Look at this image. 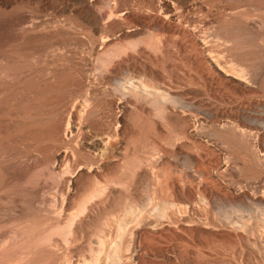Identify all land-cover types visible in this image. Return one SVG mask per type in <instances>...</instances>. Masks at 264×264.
<instances>
[{
    "label": "rangeland",
    "instance_id": "rangeland-1",
    "mask_svg": "<svg viewBox=\"0 0 264 264\" xmlns=\"http://www.w3.org/2000/svg\"><path fill=\"white\" fill-rule=\"evenodd\" d=\"M34 2L0 9V264H264V0Z\"/></svg>",
    "mask_w": 264,
    "mask_h": 264
},
{
    "label": "bare ground",
    "instance_id": "bare-ground-1",
    "mask_svg": "<svg viewBox=\"0 0 264 264\" xmlns=\"http://www.w3.org/2000/svg\"><path fill=\"white\" fill-rule=\"evenodd\" d=\"M62 0H35V2H34V4H35V6H36V8H38V9H40L41 11H45V9H47L48 7H54V8H56V5H58L60 2H61ZM80 4H79V8H77V9H75V14H76V16L79 18V19H81V21L84 23V24H86L87 25V27L90 29V31H92V32H94L95 34H97L98 32H100V27H101V25H102V21H101V19H100V16H98L97 15V13H95L93 10H92V7H91V5H92V3H93V0H77ZM114 1H116V0H114ZM166 2V1H165ZM14 4V3H17V0H0V9H3V10H7V9H9V5L10 4ZM62 3V2H61ZM114 3V2H113ZM114 4H116V3H114ZM60 5V4H59ZM67 8V7H66ZM69 8V7H68ZM38 12V11H37ZM120 12H122V11H120L119 9H117L116 7H111L110 8V10H109V14H108V16H107V18H108V20H113V19H118V20H123V18L122 17H124L123 16V14H121ZM168 12V11H167ZM169 13V12H168ZM105 20V19H104ZM56 22V21H55ZM55 22H53V23H55ZM48 26H50L49 25V22H47V21H44V20H40V19H38V18H31L29 21H26V20H19L16 24H14V27H15V35H16V37L17 38H22V39H24L25 41H27V40H29V38H45L47 35H48V33L45 31L46 30V28L48 27ZM54 26V25H53ZM52 26V27H53ZM9 27V26H8ZM72 27V26H71ZM75 27V26H74ZM118 31H120V30H118ZM53 33H57V32H53ZM60 33V32H59ZM1 35V34H0ZM53 37H55V36H53ZM110 37V36H109ZM48 38H50V36L48 37ZM52 38V37H51ZM101 40H102V43L104 44L105 42H107L109 39H108V37L107 36H104L103 38H101ZM89 43V42H88ZM89 45V44H88ZM62 46H64V45H62ZM66 46V45H65ZM27 48V47H26ZM33 48V47H32ZM58 49V48H57ZM89 49L92 51V52H96L97 51V47L94 45V44H90L89 45ZM61 51V50H60ZM59 51V52H60ZM90 51V52H91ZM62 52H63V50H62ZM66 52V51H65ZM92 52H91V54H92ZM32 53H35V51L34 52H32ZM56 55H59V56H61V53H58V50L56 51ZM72 53H74V52H72ZM64 54V53H63ZM76 54V53H75ZM95 54V53H94ZM71 55H73V54H71ZM77 55V54H76ZM81 55V54H80ZM86 55V54H85ZM85 55H83V56H85ZM52 56V55H51ZM65 56V55H64ZM53 57V56H52ZM51 57V58H52ZM86 58H84L83 60H84V62H85V64L86 65H94V63H93V58L92 57H89V56H85ZM30 58L31 59H35V57H33V56H30ZM58 59H60V58H58ZM55 61V60H54ZM53 61V62H54ZM212 61H214V60H212ZM40 63V62H39ZM61 63V62H60ZM83 66V65H82ZM45 71H47V70H45ZM86 71H88V70H86ZM90 71V70H89ZM80 72V71H79ZM82 72V71H81ZM59 74V73H58ZM73 74V73H72ZM225 74V76H228V77H230V78H232V79H235V80H240V79H238L237 77H235V76H233V75H230V74H228V73H224ZM63 75H66V74H63ZM69 75V74H68ZM67 76V75H66ZM71 76V75H70ZM73 76V75H72ZM76 76V75H75ZM14 77V76H13ZM34 77V76H33ZM63 77V76H62ZM89 77V74L88 73H84V74H79V78L80 79H82V80H85V79H87ZM42 78V77H41ZM58 78H59V76H58ZM57 78V79H58ZM68 78V77H67ZM55 79V78H54ZM70 79V78H69ZM76 79V78H75ZM88 80V79H87ZM53 81H55V80H53ZM63 81V80H62ZM55 83V82H54ZM57 83V82H56ZM58 83H59V81H58ZM66 83V82H65ZM68 84V83H67ZM53 85V84H52ZM32 91V90H31ZM39 94V93H38ZM84 96V95H83ZM26 98V97H25ZM84 100H85V98H84ZM90 101V100H89ZM68 102V101H67ZM69 102H70V100H69ZM76 102V101H75ZM74 102V103H75ZM85 103H87L86 101H84ZM84 102H82V100H81V104L83 103L84 104ZM21 103V102H20ZM56 103V102H55ZM74 103L72 102V104L73 105H71L72 107V109L74 110L73 111V113L74 112H77L79 109H77V106H79V105H77L76 106V104H78L77 102L75 103V105H74ZM17 104V103H16ZM57 105V104H56ZM63 105H65V103L63 104ZM115 105V104H114ZM81 106V105H80ZM66 107V106H65ZM70 107V106H69ZM62 108V107H61ZM4 109V108H3ZM6 109H8V108H6ZM63 109V108H62ZM70 109V108H69ZM59 110V109H58ZM66 110V109H65ZM68 110V109H67ZM77 110V111H76ZM82 110V109H81ZM24 111V110H23ZM41 111V110H40ZM64 111V110H63ZM63 111H61V113H64ZM49 112V111H48ZM54 112V111H53ZM66 112V111H65ZM70 112V111H69ZM79 112H80V110H79ZM82 112H84L83 110H82ZM82 112H80L81 114H82ZM57 113V112H56ZM60 113V112H59ZM13 114V113H12ZM53 114V113H52ZM17 115V114H16ZM55 115H57V117H58V113L57 114H55ZM54 115V116H55ZM61 115V114H60ZM63 115V114H62ZM66 115H68V114H66ZM78 115V114H77ZM53 116V117H54ZM65 115H63V117H64ZM72 116H73V114H72ZM88 116V115H87ZM39 117V116H38ZM60 117V116H59ZM63 117H61L58 121V124H55V125H51L50 127H49V129L47 130V132H45V135L46 136H50V137H59L60 136V134H61V132L63 133V135L64 136H66V138H67V135H69V134H72L73 133V131H75L73 128L75 127V125H73V123L75 122L74 120H70V117H69V115H68V117H66V118H63ZM38 119V118H37ZM46 119V118H45ZM51 119H54V118H51ZM80 119H81V117H80ZM79 119V120H80ZM110 119V118H109ZM40 120V119H39ZM48 120V119H47ZM49 120H50V118H49ZM55 120V119H54ZM54 120H52V121H54ZM3 121V120H2ZM74 121V122H73ZM18 122V121H17ZM30 122V121H29ZM50 122V121H49ZM54 122H56V121H54ZM73 122V123H72ZM26 123H28V122H26ZM26 123H25V126H26ZM20 124H22L21 122L20 123H18V126L20 125ZM51 124V123H50ZM53 124V123H52ZM15 125H17V123H15ZM34 125V124H33ZM39 125H41V124H39ZM77 125V124H76ZM12 126V125H11ZM17 127V126H16ZM22 127V126H21ZM46 127V126H45ZM62 128V129H61ZM11 129H12V127H11ZM15 129V128H14ZM24 129V128H23ZM5 130V129H4ZM8 130V129H7ZM43 130H46V129H44L43 128ZM42 130V133H44V131ZM35 131H37V130H35ZM38 131H40V129L38 130ZM32 133V132H31ZM39 133V132H38ZM38 133H37V135H38ZM33 134V133H32ZM40 134V133H39ZM36 135V134H35ZM77 135V134H76ZM24 136V135H23ZM39 136V135H38ZM37 136V137H38ZM41 136H43L44 137V135L42 134ZM45 136V137H46ZM70 136V135H69ZM35 137V136H34ZM33 137V138H34ZM44 137V138H45ZM73 137V136H72ZM71 137V138H72ZM18 138V137H17ZM26 138V137H25ZM24 138V139H25ZM32 138V139H33ZM35 139V138H34ZM46 139V138H45ZM44 139V140H45ZM54 140H55V138H53ZM39 141V140H38ZM103 141V140H102ZM76 142V141H75ZM82 142V141H81ZM110 142V141H109ZM79 143V142H78ZM86 143V142H85ZM85 143H83V144H85ZM87 144V143H86ZM88 145V144H87ZM91 145V144H90ZM103 144H101V142L98 140V141H95V142H93L92 143V145L90 146V147H92L93 149L95 148V149H99L101 146H102ZM89 146V145H88ZM87 146V147H88ZM113 146V145H112ZM115 146V145H114ZM84 147V146H83ZM104 147H105V145H104ZM103 147V148H104ZM106 147H107V145H106ZM111 147V146H110ZM91 148V149H92ZM90 149V150H91ZM106 149V148H105ZM56 150V149H55ZM104 150V149H103ZM114 151V150H113ZM41 153H43V152H41ZM47 153V152H46ZM15 154V153H14ZM57 155H58V153H56ZM67 156V155H66ZM53 157V156H52ZM56 159L58 158V159H60V157H55ZM66 158V157H65ZM54 159V158H53ZM61 160V159H60ZM58 161V160H57ZM55 162V161H54ZM59 163V162H58ZM57 163V164H58ZM78 163V162H77ZM56 164V163H55ZM75 164V167H77V168H79V164L78 165H76V163H74ZM84 165V164H83ZM82 165V166H83ZM88 165V164H87ZM80 166H81V164H80ZM81 166V167H82ZM66 167V166H65ZM73 167V166H72ZM70 168V167H69ZM87 168V167H86ZM84 169V168H83ZM77 170V169H76ZM75 170H73L72 172H74ZM69 177V176H68ZM71 177V176H70ZM72 178V177H71ZM64 180V179H63ZM67 180V179H66ZM167 196V195H166ZM131 207L132 206H129V208H128V210H130L131 209ZM156 208V207H155ZM127 209V208H126ZM127 210V211H128ZM128 212H130V211H128ZM134 215V214H133ZM137 216V215H136ZM160 217V216H159ZM259 217V216H258ZM166 218V217H165ZM119 219V218H118ZM135 221V220H134ZM119 224H121V223H119ZM125 227V226H124ZM197 229V228H196ZM195 229V232H194V234H195V237H194V235H193V240H194V238H196V231L198 230H196ZM191 230V229H190ZM200 230L201 231H203V229L202 228H199V231L197 232V233H199L200 232ZM212 230V229H211ZM204 232V231H203ZM208 231H205V233H207ZM200 233H202V232H200ZM211 233H212V231H211ZM214 233V232H213ZM212 233V235H216V234H218V232L217 233H214L213 234ZM208 234V233H207ZM206 234V235H207ZM122 235V234H121ZM198 236H199V234H197ZM201 235V234H200ZM183 237V236H182ZM211 237V236H210ZM218 237H220L221 238V236H219L218 235ZM224 237V236H223ZM191 238V237H190ZM203 238H205L204 236H202V239ZM226 238H228V237H226ZM183 239H184V237H183ZM198 239H199V237H198ZM210 239V238H209ZM211 239H212V237H211ZM216 239H217V235H216ZM219 239V238H218ZM186 240H188V239H186ZM204 240V239H203ZM213 240V239H212ZM190 241V240H189ZM194 241H196V242H199V240L197 241V238H196V240H194ZM205 241V240H204ZM210 241V240H209ZM209 241H208V245H209ZM214 241V240H213ZM188 242V241H187ZM206 242V241H205ZM190 244H191V242H189ZM200 243H201V241H200ZM196 245H197V243H195ZM199 244V243H198ZM203 244V242L201 243V245ZM194 245V244H193ZM206 245V244H205ZM199 246H200V244H199ZM113 247V246H112ZM112 251V250H111ZM117 251V250H116ZM112 253V252H111ZM194 253V252H193ZM196 253V252H195ZM118 255V254H117ZM108 256V255H107ZM196 256V255H195ZM119 258V257H118ZM86 259V258H85ZM94 259V258H93ZM76 260V259H75ZM120 260V259H119ZM86 261V260H85ZM76 262V261H75ZM74 262V263H75ZM113 262V261H112ZM71 263V262H70Z\"/></svg>",
    "mask_w": 264,
    "mask_h": 264
}]
</instances>
